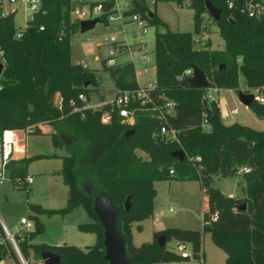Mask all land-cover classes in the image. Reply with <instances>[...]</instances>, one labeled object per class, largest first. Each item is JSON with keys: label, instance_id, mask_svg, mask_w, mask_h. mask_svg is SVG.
<instances>
[{"label": "trees", "instance_id": "16d2710c", "mask_svg": "<svg viewBox=\"0 0 264 264\" xmlns=\"http://www.w3.org/2000/svg\"><path fill=\"white\" fill-rule=\"evenodd\" d=\"M168 1L193 9L194 34L208 29L207 23L201 28L204 17L211 19L224 46L212 49L207 40L205 46L195 47L192 32L156 31L152 93L160 104L164 99L172 100L174 110L161 117L134 102L130 106L134 109L132 124L115 111L111 112L110 121L103 123L101 114L109 106H87L89 85L97 93L100 91L92 70L70 61L69 39L79 31V20L71 16L75 6L72 0H41V9L27 22L20 37L16 36L14 14L3 16L0 11V46L5 54L0 78V134L5 129L40 134L45 132L43 125L51 126L54 144L65 146L68 151L62 167L68 191L66 205L47 211L64 214L81 205L92 221L79 225V229L92 231L96 237L95 243L86 249L70 244L33 243L34 236L43 229L34 215L32 229L22 228L13 234L28 264H33L31 255L41 260L43 251L59 255L61 264H109L103 258V228L93 208L94 196L99 191L106 192L119 208L116 224L130 264L189 259L190 256L182 257L167 249L172 238L189 242L193 257L199 259L205 233L224 251V264H264V129L223 123L215 99L208 102L207 96L210 88L238 90L239 72L245 77L243 92L258 89L264 96V14L259 18L250 16L242 11L238 1L229 7L227 0H210L221 9L220 18L215 21L207 14L205 0ZM129 3L130 8L123 11L125 17L136 14L146 19L147 26L161 24L154 12H145L142 0ZM116 12L114 0H106L99 18L104 21ZM40 25L43 30H39ZM105 61L102 60L103 68L112 78V92L138 89L131 60L112 66ZM193 66L205 73L209 88L188 85ZM55 94L59 99L57 105L53 103ZM81 94L85 100L79 97ZM249 107L264 116V104L257 99ZM162 126L174 130L175 136L160 134ZM128 130L133 132L125 137ZM136 149L145 152L147 158L137 155ZM177 149L184 151L183 160L171 156ZM27 160L23 156L8 164L7 174L12 182L27 176ZM242 167L249 168L242 173L244 197L224 195L213 185V176H232ZM162 179L199 182L205 196L202 226L167 227L155 231L151 241L135 245L131 225L152 217L157 194L154 182ZM127 197L130 207L125 210ZM241 203L246 204L245 209L237 208ZM213 213L217 214L216 219L212 218ZM160 235L165 236L164 246L158 245ZM5 257L20 264L0 224V261Z\"/></svg>", "mask_w": 264, "mask_h": 264}, {"label": "rangeland", "instance_id": "374dc122", "mask_svg": "<svg viewBox=\"0 0 264 264\" xmlns=\"http://www.w3.org/2000/svg\"><path fill=\"white\" fill-rule=\"evenodd\" d=\"M3 10L9 11L17 7L15 4H9L8 0H2ZM129 0H117L119 12L123 10L124 3ZM145 12L151 11L161 21L158 27L147 26L146 19H141L145 25V34H140L137 22L126 18L125 22L119 20L120 14L117 13L114 21L106 20L98 22L95 26L84 33L76 32L70 36V61L73 64H86V69L92 70L96 79H98L97 93L93 86L89 85L90 100L88 104L93 106L104 99L112 96L114 89L112 78L109 72L103 68L102 60L110 56L109 51L115 48L116 63L131 60L134 65L136 78L140 86H146L149 83H155V54H154V36L156 31H186L194 34L193 9L188 5H177L173 1L168 0H142ZM72 19H75L72 16ZM25 20L21 7H17L14 14V25L16 29H22L25 26ZM207 23L208 29L202 30L200 34H194L198 42L194 43L195 47L205 46V42L210 40L212 49H221L224 46L223 39L217 32V27L213 21L204 17L201 22V28ZM115 35L118 40L131 45L130 52H122L113 44L104 42L105 37ZM143 37L146 48L145 52L148 60H142V52L137 49L136 42ZM146 68V71H143ZM239 88L235 89H214L207 90L208 102L211 96L216 101L220 119L225 124L234 122L247 125L251 128L264 129V116H259L249 106H245L238 97V92L243 91L246 83L242 72L238 75ZM254 95L260 94L252 91ZM154 97V95L152 93ZM58 94L54 95L53 103L57 105ZM234 110H237L234 113ZM206 128V127H205ZM44 133L26 134L24 131L23 144L25 146V156L27 167L25 175H32L33 182L27 186H18L12 180L0 183V218L8 227L10 233H17L22 228H33L32 216H36L39 223L43 225L42 231L38 232L32 239L33 243H45L50 245L70 244L76 245L82 249H86L95 243V234L92 231L79 229V225L92 221L84 208L79 205L71 209L67 213L49 212L47 210L58 209L67 203L68 187L64 181L62 174L63 156L68 154L65 146L58 147L54 144L50 134L51 126L43 125ZM22 131V130H21ZM136 154L142 158H147L145 152L136 149ZM24 175V176H25ZM213 185L220 189L226 195L232 197H242L244 194L245 180L241 172L235 175L222 177L213 176ZM156 196L154 204L157 213L162 212L159 220L164 227H180L200 229L202 226V213L204 204V194L201 191L198 181H180V180H157L154 182ZM21 202L24 201L28 207L38 206L41 211L35 213L29 208L25 213V217L31 221L30 227H21L19 225V217L8 216L1 211V205L4 202ZM171 207V211L169 210ZM144 226H148L139 234L140 240L151 241L149 226H152V218H148L143 222ZM149 228V229H148ZM7 237V236H6ZM8 239V237H7ZM9 240V239H8ZM10 241V240H9ZM177 241L170 239L166 247L174 253L180 254L177 249ZM189 259L180 261H162L156 264H224L225 253L217 247L209 233H205L203 237L202 252L199 259L193 257L192 246L186 243V250ZM25 260V259H24ZM13 264L11 261H8ZM41 264L42 260L31 255L30 263ZM20 264L21 261H20ZM28 264V263H27Z\"/></svg>", "mask_w": 264, "mask_h": 264}, {"label": "built area", "instance_id": "2783aa9c", "mask_svg": "<svg viewBox=\"0 0 264 264\" xmlns=\"http://www.w3.org/2000/svg\"><path fill=\"white\" fill-rule=\"evenodd\" d=\"M106 0H72V2L75 4V6L71 10V16H73L75 19L84 20V19H90L94 17H99L104 8V2ZM239 2L241 4V9L245 13H247L250 16L259 18L264 14V0H227V4L229 7H232L235 2ZM9 4H15L17 7L22 8L23 17L25 20V26L22 29H17L16 36H21V31L25 29L26 24L28 21L33 20L34 15L41 9V0H8ZM17 7L10 9L9 11L3 10V2L0 0V11L3 16L13 13L15 14ZM114 8L116 9V13L113 15L108 16L109 21H114L117 18H115V15L117 13L120 14L119 20L121 22H125L126 18H131V20L137 22V26L140 29V34L144 35L146 27L143 25L140 16L133 14L129 17H125L123 15V11L130 8V3L125 2L123 10L119 12L118 10V3L117 0H114ZM43 25L39 26V30H43ZM104 42L107 44H113L116 46V48L120 49V52L118 53L121 55L122 52H130L131 45L128 43H124L115 35H112L110 37H105ZM198 42L197 39L194 37V43ZM137 49L141 51L142 53V60L146 62L148 60V57L145 52L146 43L142 36L138 39L136 42ZM110 56L106 58L105 64L107 66H112L116 64L115 60V48H111L109 51ZM0 63L2 64V70L0 73V78L2 77L4 66H5V54L4 50L0 46ZM83 68L86 67L85 63L80 64ZM143 71H146V68H143ZM187 73H190V71H187ZM192 74V72H191ZM155 87V83L151 84L149 83L146 86H139L136 90H117L112 93V96L110 98L104 99L103 101L90 106L87 103V106L92 109H100L105 105H108L109 108L106 109L101 114V121L103 123H107L111 119V112L115 111L120 117H122L126 122L132 124L134 122L133 117V111L134 109H131V104L134 102H137L140 106H142L144 109L156 111L157 115L164 116L165 113H171L174 110L175 103L172 100L164 99L163 103L160 104L156 97L152 95V91ZM264 87V86H263ZM1 88V85H0ZM258 92V89L254 90ZM79 97L82 100H85L84 95H79ZM211 99H214L212 96ZM255 99H257L259 102L264 104V96L263 95H255ZM237 110H234V113H236ZM204 123L206 124V120H204ZM160 134H171L172 137L175 136V131L170 130L168 131L164 126L160 128L159 131ZM23 136L24 132L17 129H5L0 134V183L3 181L11 180V178L7 174V166L8 164L15 159L21 158L25 156V146L23 144ZM249 168L242 167L238 170V172H248ZM173 171L171 170L170 173ZM15 182L18 185L21 186H27L33 182V176L27 175L24 179L16 178ZM171 211V207L169 209ZM217 214L213 213L212 218L216 219ZM19 225L21 227H30L31 221L25 217V215L19 217ZM0 224L10 240L19 260L22 264H27V261L23 259V257L20 254V251L18 249V246L14 240L13 233H10L8 227L3 222V220L0 218ZM177 249L180 252V255L182 257H189L190 255L185 251L186 250V243L184 242H177ZM43 264V261L41 262Z\"/></svg>", "mask_w": 264, "mask_h": 264}, {"label": "water", "instance_id": "95a60500", "mask_svg": "<svg viewBox=\"0 0 264 264\" xmlns=\"http://www.w3.org/2000/svg\"><path fill=\"white\" fill-rule=\"evenodd\" d=\"M205 7L207 14L215 21L220 18L221 9L215 7L210 0H205ZM101 22L99 17L90 19H84L79 21V32L84 33L91 30L96 23ZM2 64L0 63V73L2 70ZM188 85L194 88H209L210 83L205 73L199 68L192 67V75L188 78ZM239 100L245 105L249 106L250 103L255 99L253 93H246L243 91L238 92ZM133 130L125 132V137H128ZM123 141L120 139L119 143ZM171 156L178 160H183L185 153L182 149H177L171 153ZM89 190V188L87 189ZM130 207V198L127 197L124 202V209L128 210ZM38 213L40 208L38 206L28 207L24 201L21 202H4L1 205V211L8 216H23L27 209ZM93 208L95 215L103 228V245L105 254L104 260L108 261L109 264H130V260L126 255L125 242L120 232L117 229V219L119 216V208L113 204L111 198L104 191H99L93 199ZM239 209H245L246 204L241 203L237 206ZM158 245H165V236L160 235L157 238ZM43 264H61V258L54 252L43 251L40 255Z\"/></svg>", "mask_w": 264, "mask_h": 264}, {"label": "crops", "instance_id": "0c3cea01", "mask_svg": "<svg viewBox=\"0 0 264 264\" xmlns=\"http://www.w3.org/2000/svg\"><path fill=\"white\" fill-rule=\"evenodd\" d=\"M135 75H136V73H135ZM136 80H137V78H136ZM137 83H138V81H137ZM138 85H139V83H138ZM224 195H226V194H224ZM229 196H232V195L230 194ZM242 197H244V194L242 195ZM242 197H238V198H242ZM161 215H162V212L159 211V213H157L155 204L153 202V215L151 217L152 218V226H149V228L151 229V231H150L151 238H153V233L155 231L163 230V229L167 228V227H164V224H162V222L159 220V216H161ZM145 220H147V219H145ZM145 220L140 221V222H133L131 225L132 242L135 245L140 244V243H138L140 240L139 234L142 233L148 227V226H144V224H143V222ZM8 261H11L13 264H15L14 261L12 260V258H10V257H5L3 260L0 261V264H10Z\"/></svg>", "mask_w": 264, "mask_h": 264}]
</instances>
